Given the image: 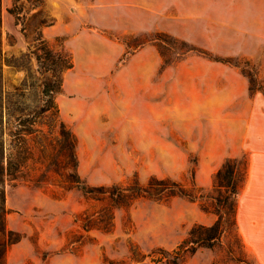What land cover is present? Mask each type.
Segmentation results:
<instances>
[{
    "label": "rangeland",
    "instance_id": "obj_1",
    "mask_svg": "<svg viewBox=\"0 0 264 264\" xmlns=\"http://www.w3.org/2000/svg\"><path fill=\"white\" fill-rule=\"evenodd\" d=\"M144 45L152 50L142 57L158 59L154 73L143 75L137 61L120 71ZM0 50L5 85L23 91L33 112L43 104L42 82L58 77L54 101L87 187L159 178L186 190L193 182L210 196L226 157L246 168L235 213L240 240L230 229L174 259L193 225L214 221L209 198L137 197L102 228L90 220L101 214L99 201L45 173L54 155L46 151L42 163L29 160L4 181L5 226L16 238L5 264H256L237 221L264 216L255 191L264 184V96L223 61L264 78V0H0Z\"/></svg>",
    "mask_w": 264,
    "mask_h": 264
},
{
    "label": "trees",
    "instance_id": "obj_2",
    "mask_svg": "<svg viewBox=\"0 0 264 264\" xmlns=\"http://www.w3.org/2000/svg\"><path fill=\"white\" fill-rule=\"evenodd\" d=\"M8 11L12 13L14 9L10 8ZM15 18L18 20L17 15ZM19 22L21 24V21ZM49 25H51V20L39 22L40 27ZM23 28L21 27V30ZM2 62H6V58L0 50V264H5L6 247L16 240L5 226L4 181L7 178H13L15 173L29 160L40 159L39 162L42 163L46 160L44 157L46 151L53 152L54 155L50 156V160L47 159L45 173L50 172L51 175L57 176L58 182L64 185H73L82 193L99 201L101 214L97 217L98 220L92 218L90 220L102 224V228L106 227L112 219L113 209L125 207L134 198L159 199L165 195H178L186 197L190 201L209 198V206L212 207L211 212L215 219L210 225H193L176 246L174 259L193 252L196 246L211 247L230 229L233 235L239 239L235 213L238 193L245 177V163L235 157H226L213 173L211 184L213 194L210 196L203 195L193 182L186 190L185 187L174 181L159 178H150L145 184L134 180L131 184L124 186L111 184L87 187L76 174L75 137L62 121L54 101V96L60 88L58 77L51 82H42L39 97L43 100V104L33 112L27 105L28 96L23 91L14 94L5 85L1 76ZM223 62L240 69L247 80L250 92H259L264 96V78H259L256 72L246 73L238 63L228 60ZM244 63L248 66V61H244ZM70 67L71 63H67L62 67V70ZM9 120H12L14 130L4 133L3 123H7ZM43 125L56 127L57 134H52L50 131L43 132L41 129ZM4 135L8 139L4 138ZM35 154L38 155L36 159L34 158ZM202 208L206 211V207ZM244 263L250 264L245 261Z\"/></svg>",
    "mask_w": 264,
    "mask_h": 264
},
{
    "label": "crops",
    "instance_id": "obj_3",
    "mask_svg": "<svg viewBox=\"0 0 264 264\" xmlns=\"http://www.w3.org/2000/svg\"><path fill=\"white\" fill-rule=\"evenodd\" d=\"M152 50V46L144 45L140 47L136 52L126 58L119 69L120 71H126L134 61H137L138 65L141 66L143 75H151L154 73L158 59L152 54L151 57L144 58L142 54L146 51ZM126 69V70H125ZM259 195H256L261 202L264 201V184H261ZM241 223L237 221L239 234L243 245L256 264H264V216L251 215L248 216L246 225L242 227Z\"/></svg>",
    "mask_w": 264,
    "mask_h": 264
}]
</instances>
